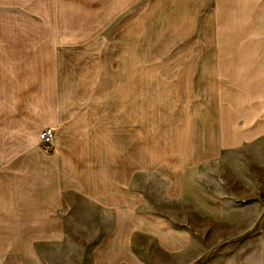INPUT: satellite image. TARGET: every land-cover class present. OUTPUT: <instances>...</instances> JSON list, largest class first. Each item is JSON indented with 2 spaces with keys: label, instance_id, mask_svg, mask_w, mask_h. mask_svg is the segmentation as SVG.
I'll return each instance as SVG.
<instances>
[{
  "label": "rangeland",
  "instance_id": "1",
  "mask_svg": "<svg viewBox=\"0 0 264 264\" xmlns=\"http://www.w3.org/2000/svg\"><path fill=\"white\" fill-rule=\"evenodd\" d=\"M218 7L216 0H0V22L48 26L0 38V53L17 59L24 80L16 106L31 110L17 142L22 154L0 139V228L8 239L21 236L25 247L31 236L44 237L48 221L20 218L56 151L33 143L43 131L33 133L41 126L33 120L69 100L96 127L117 113L118 179L136 208V235L119 236L99 262L264 264V130L255 122L264 106L254 108L255 87L264 91V28L256 31L253 13L238 21ZM11 105L0 99V121ZM57 174L70 181V172ZM78 240L37 253L54 264H96L94 246Z\"/></svg>",
  "mask_w": 264,
  "mask_h": 264
},
{
  "label": "crops",
  "instance_id": "2",
  "mask_svg": "<svg viewBox=\"0 0 264 264\" xmlns=\"http://www.w3.org/2000/svg\"><path fill=\"white\" fill-rule=\"evenodd\" d=\"M214 2L215 0H206V3L210 5ZM216 2L221 6L218 7V11L237 13L238 21L242 18L246 20V16H242V13H253V26L256 31L258 32L259 29L262 31L264 28V0H216ZM248 17L251 15L248 14ZM39 23L34 21L31 24L35 25L28 26L23 25L25 24L23 21L0 22V38L6 35L21 38L28 34L44 33L45 31L39 28L48 26H41ZM28 28L34 30H27ZM1 54L0 99L9 101L12 108L9 114L5 113L9 117L4 119L5 121H0V133L7 134L8 129L9 135H0V139L8 140L10 145H14L12 154L19 155L22 151L17 148V142L23 137L21 135V124L24 122L22 118L26 115L30 117L31 110L27 114L16 106L21 99L22 85H24L22 72L16 63L17 59L13 55L6 58ZM26 91H30V88ZM254 92L256 94L254 108L263 107L264 91L256 86ZM80 108L78 101H55L45 115L40 117L36 115V120H33L34 123L41 125L34 128L35 134L39 129L48 126L55 129L56 151L53 157V169L48 167L47 178L40 181L39 189L32 192L30 206L24 208L29 215L25 217L20 215V218L46 220L48 225L46 230L40 233L44 235L42 239H34L31 236L25 247L21 236L13 235L8 239L6 230L0 228V264H54L39 256L37 252L42 250L38 247L46 244L49 251V246L56 241H62L63 244L71 243V238L76 236L79 238L78 243L84 245L86 250L89 246H94L92 250L96 252V258H98L96 264H103L99 262L103 260V252H111L113 247L118 245L119 236L136 235L132 215L136 209L134 198L127 194L128 186H120L118 179L120 156L118 115L114 113L113 120V110H111L109 125L107 122L96 127L95 124H88L85 120H81ZM258 114L262 119H256L255 122L262 123L264 130V113L258 112ZM95 128H99L96 130L100 132L95 133ZM96 135H101L105 139L101 145L95 143L99 138V136L96 138ZM31 137L34 139V144L39 141L37 135H31ZM13 141L15 143L12 144ZM37 168L42 171V167ZM53 171L55 174L51 178L49 173ZM60 172H70V181L59 180L57 173ZM88 173H100V177L89 176ZM19 208L23 209L16 207L17 210ZM129 220L132 222L128 223ZM38 235L39 230L36 236ZM24 251L32 253L31 259L23 260ZM106 258L109 257L106 256Z\"/></svg>",
  "mask_w": 264,
  "mask_h": 264
},
{
  "label": "built area",
  "instance_id": "3",
  "mask_svg": "<svg viewBox=\"0 0 264 264\" xmlns=\"http://www.w3.org/2000/svg\"><path fill=\"white\" fill-rule=\"evenodd\" d=\"M55 129L53 127H46L41 131L40 134V144L47 153H51L54 150V136Z\"/></svg>",
  "mask_w": 264,
  "mask_h": 264
}]
</instances>
